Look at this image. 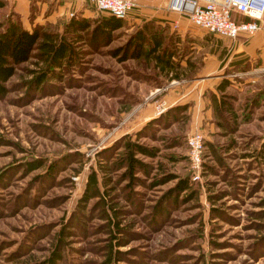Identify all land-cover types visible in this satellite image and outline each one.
I'll return each instance as SVG.
<instances>
[{
    "label": "rangeland",
    "instance_id": "374dc122",
    "mask_svg": "<svg viewBox=\"0 0 264 264\" xmlns=\"http://www.w3.org/2000/svg\"><path fill=\"white\" fill-rule=\"evenodd\" d=\"M1 1L0 35L92 25L57 76L29 84L43 68L35 50L6 83L0 264H264V86L248 81L250 64L234 62L228 41L186 19L179 28L159 24L169 13L154 0H139L110 41L95 44L91 31L106 15L87 1ZM147 28L169 38L178 58L171 69L131 58L128 43ZM206 54L233 87L217 92L223 108L217 103L196 127L202 101L178 99ZM195 132L204 138L198 169L187 158ZM127 142L155 153L139 157L147 167L134 180L122 168ZM92 174L99 196L85 199ZM182 180L188 189L175 191Z\"/></svg>",
    "mask_w": 264,
    "mask_h": 264
},
{
    "label": "trees",
    "instance_id": "16d2710c",
    "mask_svg": "<svg viewBox=\"0 0 264 264\" xmlns=\"http://www.w3.org/2000/svg\"><path fill=\"white\" fill-rule=\"evenodd\" d=\"M4 7L0 0V8ZM91 22L87 20H71L65 29L64 35H52L40 33L34 29L28 32L22 29H12L0 35V99L7 93L6 83L15 75L16 69L23 63H27L35 50L38 51L37 57L43 64L41 71L36 73L29 81L36 89L45 84L48 80L57 76L56 70H61L64 64L70 63L75 53V44L81 38L79 33L87 32L91 28ZM123 27V21L111 16L100 18L91 31L90 42L95 44L96 40L110 41L112 34ZM147 27V26H146ZM148 34L140 31L128 43V50L131 51L133 59H153L156 64L171 69L176 65L172 58L176 52L168 48L163 34L152 32L148 29ZM67 35L74 37L68 41ZM34 74V73H32ZM227 84L218 87V90H224ZM216 102L213 101L214 110ZM224 106L225 101H219ZM124 153L122 158V168L124 176L134 180V175L143 172L147 167L140 159L153 158L154 150L144 147L137 143L127 142L123 146ZM86 189V198L92 199L99 196L98 182L95 174L89 176ZM188 189L186 181H179L175 191L181 192Z\"/></svg>",
    "mask_w": 264,
    "mask_h": 264
},
{
    "label": "built area",
    "instance_id": "2783aa9c",
    "mask_svg": "<svg viewBox=\"0 0 264 264\" xmlns=\"http://www.w3.org/2000/svg\"><path fill=\"white\" fill-rule=\"evenodd\" d=\"M96 11L126 20L137 8L139 0H83ZM167 13L186 19L194 28L220 40L233 43L248 39L264 28V0H154ZM187 158L193 169L202 161L204 138L195 132L187 137Z\"/></svg>",
    "mask_w": 264,
    "mask_h": 264
},
{
    "label": "crops",
    "instance_id": "0c3cea01",
    "mask_svg": "<svg viewBox=\"0 0 264 264\" xmlns=\"http://www.w3.org/2000/svg\"><path fill=\"white\" fill-rule=\"evenodd\" d=\"M158 23H164L171 27L177 26L178 28L184 24V22H180V19L177 16L174 15L173 17V14L162 15ZM178 34V36L180 37L179 39L186 36L180 33ZM168 40L169 38H165V43H167ZM228 48H230L231 50V56L234 57V62L242 63L243 65H245L246 63L250 64V69L246 71L244 75L251 74V76L249 77L254 78H252V80L249 79L248 81H251L252 84H256L262 80L263 82L260 84L264 86V28L248 39L240 38L233 43H229ZM174 51L176 52V50ZM172 61H174L175 63L178 61V58H176V54L172 58ZM256 63L258 65L254 66ZM219 66L220 62L217 60V58L209 57L206 54L203 58L202 66L196 72V78L198 80L194 84L185 88L183 94L178 99V101H202V104L204 106L202 108L204 110L203 117H197L196 120L193 121L195 122L196 127L201 125V122L203 121L201 119L204 118V115L206 118L212 116V114L214 115V113H212L214 112L213 101L218 104L219 101H221L218 98L217 92L221 96H223L228 88L233 87V85L231 84L232 80L226 79L228 80L226 81L224 79L225 76L223 75L222 70H219ZM226 84L227 86L224 90H218V87L220 88ZM203 101H207V103L205 104ZM209 101L212 102L211 106ZM222 101L224 100L222 99Z\"/></svg>",
    "mask_w": 264,
    "mask_h": 264
}]
</instances>
